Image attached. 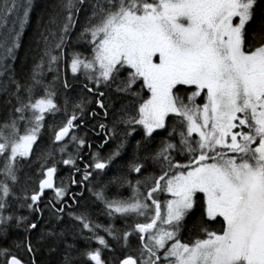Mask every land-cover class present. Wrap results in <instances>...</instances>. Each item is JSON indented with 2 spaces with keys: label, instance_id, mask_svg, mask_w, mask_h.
<instances>
[{
  "label": "snow or ice",
  "instance_id": "6c2138e0",
  "mask_svg": "<svg viewBox=\"0 0 264 264\" xmlns=\"http://www.w3.org/2000/svg\"><path fill=\"white\" fill-rule=\"evenodd\" d=\"M31 7L32 0H0V78L6 77L0 79V94L8 110L0 122V238L7 241L13 228L36 230L37 222L18 213L26 208L33 220L34 214L42 219L40 204L50 190L47 208L56 225L41 232L40 240L59 239L65 233L56 227L71 208L70 186L86 187L99 177L88 190L110 222L96 223L87 211L67 214L81 235L87 232L86 239L102 247L76 250L74 256L69 244L63 264H107L102 250L114 249L101 231L122 249L133 236L139 241V255H124L119 264H264V0H57L38 27L39 62L22 82L7 60H14L17 27ZM258 17L249 43L248 29ZM80 45L90 55L75 50ZM69 69L74 78H85L88 95L67 97ZM61 89L67 119L51 127L53 147L38 157L43 161L38 186L19 196V166L31 163L47 117L61 112ZM101 116H111V126ZM92 120L97 122L92 131L98 125L105 133L100 148L117 136L119 143L106 155L91 153L80 181L73 176L57 184L58 164L81 172L78 160L91 145L80 130ZM138 130L142 138L127 172L104 183L103 175ZM161 130L167 136L152 151ZM149 161L158 174L133 184L130 174H142ZM112 185L127 186L132 195L109 198ZM82 196L72 193V203L78 205ZM197 206L202 214L193 230L199 235L183 242L181 232ZM132 218L135 223L124 230L115 227V220ZM17 251L36 264L30 235L0 246V264H28Z\"/></svg>",
  "mask_w": 264,
  "mask_h": 264
},
{
  "label": "trees",
  "instance_id": "16d2710c",
  "mask_svg": "<svg viewBox=\"0 0 264 264\" xmlns=\"http://www.w3.org/2000/svg\"><path fill=\"white\" fill-rule=\"evenodd\" d=\"M57 3V0H32V7L30 10V16L27 19V21L24 23L23 27L20 28L17 27V30L20 32V36L18 38V47L15 49V55L14 60L8 59L7 63L12 65L15 75L17 79H20L22 82L23 80L31 73L32 67L34 63L39 62L40 58V52L37 48V40H38V27L40 26V22L47 21L48 18V12L51 10L52 6ZM83 21V14H81V22ZM260 20L259 17L253 22V24L248 29V41L249 43L252 42V34L253 32L257 31L259 26ZM75 38V33L73 35V39ZM72 49H69L71 51ZM75 50L81 51L84 53V55H90V49L86 48L83 45L76 46ZM3 49H0V54H2ZM46 72V70H45ZM127 76V72H124L122 74V78ZM46 80L50 81L52 79V74L46 72L45 76ZM0 79H6L0 78ZM63 69H62V75H61V81H63ZM67 79L70 84L77 83L79 81L78 78H74L71 74L70 69L67 71ZM83 79V78H82ZM137 90H139V85L135 86ZM107 91V90H105ZM146 93V90H144ZM67 97L73 99L74 93L73 91H69L66 93ZM112 100L115 101V107L119 108L120 103L117 97L114 94H111ZM4 96L3 94H0V121H3L5 118H7L8 110L3 104ZM65 100V92L63 89H61V94L57 99V102L61 105V112H63V101ZM198 102H200V98H197ZM71 110V105H69L68 110ZM60 113L57 114L55 119L52 118V116L47 117V125L48 127L43 130L41 134V139L45 138L48 141L49 145V151L52 149V139H53V133L51 132V127L58 125V121H60ZM104 123H108L109 126H111V116L108 120L103 121ZM172 121L169 122V127L171 128ZM119 133L123 132V126H120L118 129ZM167 133L163 132L162 130L159 132L158 135H156L155 141L151 144L152 151H155L159 145L160 141L163 138H166ZM142 138V131L138 130L137 133L133 134V137H130L128 139V143L126 145L125 150L122 153L121 158H119L111 167L112 172L107 173V175H103V182L107 183L108 180L112 179L113 176L118 175L121 170L127 172V165L129 162H131L134 158L135 152V143L137 140H140ZM40 139V140H41ZM178 139V137H177ZM42 143V140L41 142ZM119 143V136L114 137L110 141V147L111 150L116 146V144ZM141 156H143V153H140ZM187 162V161H183ZM158 168H156L151 161H149L145 165V169L143 170L142 174L139 175H133V173L130 174V179L132 180V183H135L137 179H140L142 181H146L150 176L154 174H158ZM98 184L100 183V178L98 177ZM116 185H112L109 187L115 189ZM21 189H15V192L19 196H23L24 191H20ZM202 214V208L197 206L193 213L189 216L187 219V223L185 225V228L181 232V238L183 242H189L191 240H194L199 235V230H193L194 225L198 224L201 218ZM128 220L123 219H117L114 221L115 226L119 227L123 223L127 222ZM104 225V224H103ZM78 226H70L67 225L63 228V232L65 233L62 237L59 239H49L45 241L38 240L35 245L33 244L34 248L38 250V257L41 259L40 264H63L64 256L67 251V245L71 244L74 246L73 255L77 256V253L74 251L76 249L82 248V240L83 236H80V231L77 228ZM210 228H218L219 225L209 224ZM49 231V230H48ZM56 231L59 233L61 230L56 229ZM79 234V236H78ZM20 241H10V240H0V246H11L14 242H21ZM118 249L117 246L114 245V250ZM117 257V258H116ZM103 259L107 262V264H112L110 260L115 259V262L113 264H117L118 256H106V254L103 256ZM121 259V258H119Z\"/></svg>",
  "mask_w": 264,
  "mask_h": 264
},
{
  "label": "flooded vegetation",
  "instance_id": "af4514ba",
  "mask_svg": "<svg viewBox=\"0 0 264 264\" xmlns=\"http://www.w3.org/2000/svg\"><path fill=\"white\" fill-rule=\"evenodd\" d=\"M72 74V73H71ZM79 79V81L77 83L71 84V88L69 90H67V92L69 91H73L74 93V97L73 99H78L81 95H88L86 92V89L84 88L85 83H87V81L85 80V78L81 75L76 77ZM83 78V79H82ZM64 103V101H63ZM93 108H95V105H92ZM72 112V108L71 110H68V115H71ZM60 121H58V124H60L62 121L67 119V116H65L64 112L60 113ZM101 122L105 121L103 120L102 116H101ZM2 122V121H0ZM97 122L92 120L89 122L88 124V128L87 129H81L80 130V135H85V132H87V138H88V143L91 145V148L89 149L88 147H85L82 150V160H78V164L81 168V172L79 174L75 173L74 169H70L69 167H66L65 165H63L62 163L58 164V172H57V176L55 179V182L57 184H59V182L61 180H63L65 182V184L68 183V180L75 176V179L77 181H80L83 175V166L84 164H87L89 162H91L92 160V156L91 153H95V152H100L103 155H106L107 153H109L111 151V147H110V141L108 144L104 145L103 148H100V145L104 143V135L105 133H103L98 125L95 128V131H92V125L96 124ZM96 133H100L99 136L96 135ZM42 140V143H40ZM39 141L38 146L35 147V153L31 156V163H24L23 165H20L19 168L20 170L18 171V176H19V183L17 185H15V189H21L22 191H24L25 189H28L29 193L31 192V189L36 188L38 186L39 183V179L41 178L39 173H40V164L43 163L42 160H39L38 157H40L42 152H48L49 151V145H48V141L47 139L43 138ZM52 145V142H51ZM53 146V145H52ZM69 151H74L72 148L69 149ZM56 158L57 160H59L60 156L59 153H56ZM2 163V162H0ZM112 167H110L107 170V173H111L112 172ZM103 174V173H102ZM133 175H138L136 173L133 172ZM130 177V176H129ZM98 177L96 179H94L92 181V183H88L85 182V184L87 185L86 187L84 186H70V190H69V196L67 198V203L71 205V208L67 209L65 214H64V220L63 223L59 224L58 227H56V229L59 230H63V228L67 225L70 226H78V230L80 228L79 224L73 223L69 216H68V212L69 211H75L77 213L79 212H84L87 211V213L91 216V218L93 219L94 222L99 223V224H104L107 225L110 221L108 219L107 216L102 214V209H103V205L98 202L95 199V196L93 195L92 191H89V188H92L93 185H97L98 183ZM135 184V183H133ZM20 190V191H21ZM143 190V189H142ZM83 192V196L78 198L79 199V204H73L72 203V198H71V194L72 193H80ZM132 190L131 188H128L127 186L121 188V187H116L115 189L110 188L108 189V195L109 198L112 197H116L118 195H122L123 198H127L129 197L131 194ZM53 196V193L49 190L46 191L45 196L43 197V200L40 204L41 208H44L45 211L43 213V218L40 219L39 218V214H34L36 216V219L33 220V217L29 215L28 210L25 209H21L19 211L18 214L20 215H24V216H29V220L31 222H37L39 224V227L32 231L30 234L25 233V231L23 229H11L9 232V236L7 238V240L10 241H20V240H24L25 235H30L31 239H32V243L35 245V243L40 240V234L43 231H48L51 230V228L53 226L56 225V221L52 219L50 211L47 208V201ZM51 222V223H50ZM135 223V218H132L130 220H128L127 222L123 223L121 226L117 227L115 226L117 229L120 230H124L126 228L127 225L129 224H134ZM101 236H104L105 239L110 243V245H112V248L114 249V245L118 247V249L116 250H109V249H103L102 250V258L103 256L106 254V256H118V261L116 262L117 264H119V258H123L124 255L127 254H131L133 256H137L139 255L137 249L139 247V241L136 239L135 236L130 238L129 241V246L127 249H122L120 246H118L116 244V242L112 239V237L108 236L106 232L101 231L99 233ZM79 236V234H78ZM80 236L84 237L82 240V248L76 249L79 251H84L86 248H98V247H102L101 245H99L95 239L92 240H88L86 239V237L88 236V233L85 232L83 235L80 234ZM0 240H4L2 238H0ZM14 251H16L15 249H13ZM74 251L75 253L78 252ZM38 252V250H37ZM36 252V264H40L41 259L38 257V253ZM17 254L19 256H21L24 260H26L28 262V264H31V259L32 257L28 254H26L23 251H17ZM117 258V257H116ZM110 262L113 264V262H115V259L113 261L110 260Z\"/></svg>",
  "mask_w": 264,
  "mask_h": 264
},
{
  "label": "rangeland",
  "instance_id": "374dc122",
  "mask_svg": "<svg viewBox=\"0 0 264 264\" xmlns=\"http://www.w3.org/2000/svg\"><path fill=\"white\" fill-rule=\"evenodd\" d=\"M142 131V130H141ZM131 194H132V192H131Z\"/></svg>",
  "mask_w": 264,
  "mask_h": 264
}]
</instances>
